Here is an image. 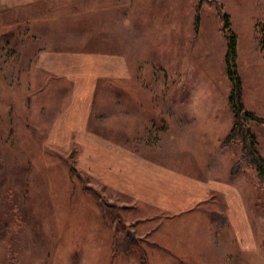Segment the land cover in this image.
Segmentation results:
<instances>
[{"label": "rangeland", "instance_id": "obj_1", "mask_svg": "<svg viewBox=\"0 0 264 264\" xmlns=\"http://www.w3.org/2000/svg\"><path fill=\"white\" fill-rule=\"evenodd\" d=\"M223 15L264 158V0H0V264H264ZM128 157L157 192L228 182L238 224L223 194L174 212L122 191Z\"/></svg>", "mask_w": 264, "mask_h": 264}, {"label": "crops", "instance_id": "obj_2", "mask_svg": "<svg viewBox=\"0 0 264 264\" xmlns=\"http://www.w3.org/2000/svg\"><path fill=\"white\" fill-rule=\"evenodd\" d=\"M113 62L117 63L118 61L117 59H114ZM121 69L122 68L114 64L107 69L108 70L107 72L109 75L114 76L120 74L117 72L120 71ZM83 98L88 99L85 98V96ZM78 121L82 122L83 117L79 118ZM68 130H70V128H68ZM128 158H129L128 160L122 162L118 174V179L122 182L119 183L122 191L128 189H130V191H133V187H135L137 184L141 188L142 186L141 181H142L143 184H146L145 187H142V189H140V192H137L136 194L132 192V195L136 197L144 196L143 200L146 201L147 203L152 205L156 204V206H158L159 208L167 209L174 212L182 209H186L193 203L192 199L190 200V196L192 193L196 196V199H201V200L204 197H207L208 195L215 196L217 195V193L218 195L223 194L226 200L225 210H227L225 217L229 219L231 222L234 221L235 225L238 224L236 222L237 219L233 217V214L235 213L234 203L236 199L233 195V192L231 193L232 185L228 184V182H222L217 178H211V180L209 181L204 180L203 178L202 179L195 178L197 180H193L192 184L191 183L188 184V182L184 179L185 181L181 180L178 183V185H174L172 187L170 183H168V181L166 183L164 179H160L159 185L160 187H162V190L161 191L159 190L157 192L156 188L154 187V183H153L154 180H150L148 182V180L145 178L147 177L146 173L150 170H153L155 167L153 165H149L147 167L143 165V168L140 169L139 162H141L142 160L136 157L134 158L128 157ZM131 158L134 159V161L133 160L131 161ZM133 163L136 164V167L135 166L132 167L131 164ZM160 169L162 173H166L169 168L161 167ZM187 184L189 186H187ZM196 199L194 198V201H196ZM213 210L216 214L218 211H220L218 209H213ZM225 220L226 219L224 218V221Z\"/></svg>", "mask_w": 264, "mask_h": 264}, {"label": "trees", "instance_id": "obj_3", "mask_svg": "<svg viewBox=\"0 0 264 264\" xmlns=\"http://www.w3.org/2000/svg\"><path fill=\"white\" fill-rule=\"evenodd\" d=\"M222 17L224 28L229 32L226 54V72L228 78L232 83L229 103L231 105L234 118L236 119V125L232 128L230 136L235 139H240V143L242 145V155L240 159L244 160L247 166H252L253 168H255L259 182L264 185V158L258 150L254 135L247 127V121H261V119L256 117L253 113L243 109L241 103V81L235 68L236 36L234 33L229 31V22L227 15H223ZM197 21L198 18L196 19V22Z\"/></svg>", "mask_w": 264, "mask_h": 264}]
</instances>
